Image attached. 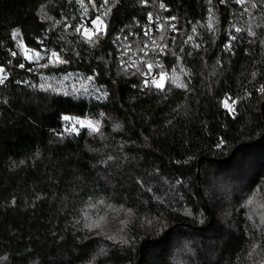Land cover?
<instances>
[{
    "label": "trees",
    "instance_id": "1",
    "mask_svg": "<svg viewBox=\"0 0 264 264\" xmlns=\"http://www.w3.org/2000/svg\"><path fill=\"white\" fill-rule=\"evenodd\" d=\"M0 69V264H264V0H0Z\"/></svg>",
    "mask_w": 264,
    "mask_h": 264
},
{
    "label": "built area",
    "instance_id": "2",
    "mask_svg": "<svg viewBox=\"0 0 264 264\" xmlns=\"http://www.w3.org/2000/svg\"><path fill=\"white\" fill-rule=\"evenodd\" d=\"M155 27H156L157 30H159V25L158 24H156ZM88 30H89V32L92 31L91 28H89ZM152 30H153V28L150 27L149 31L151 32ZM150 65H151V69H149V67H148L146 72L142 76V79H143L142 87L143 88L145 86L149 85V84H151L153 86H156L155 83H153V81L160 82L162 75L164 77H166L164 73L157 71V68L159 67L158 63L153 61V62L150 63ZM163 83H165V78H164Z\"/></svg>",
    "mask_w": 264,
    "mask_h": 264
},
{
    "label": "snow or ice",
    "instance_id": "3",
    "mask_svg": "<svg viewBox=\"0 0 264 264\" xmlns=\"http://www.w3.org/2000/svg\"><path fill=\"white\" fill-rule=\"evenodd\" d=\"M81 2H82V0H81ZM105 2H107V0H105ZM240 2L243 3V0H240ZM93 23H102V21H99V18H97V21H93ZM77 31H79V29H77ZM84 34H85L89 39L92 38V33L89 32L88 30H85V33H84ZM38 55H39V54H37V56H38ZM52 56H53V58L56 59L57 62H62V61L59 60V57L57 56L56 53H52ZM21 67H23V65H21ZM148 67H149V69H151V65H149ZM0 72H3V69H0ZM164 78H165V77L162 75V76H161V80H160V82L153 81V83H155L156 87H158V88H163V87H164V83H163ZM2 82H3V79L0 78V83H2ZM224 106H225V107H228V108H231V106L227 103V101H225V105H224ZM64 119H65V120H69V119H71V118H70V117H64ZM77 123H80L82 126H84V123H85V122H83V121H77ZM87 126H88V127H92V128L95 129V126H94L91 122H88V123H87ZM71 130H72V131H76L75 128H72Z\"/></svg>",
    "mask_w": 264,
    "mask_h": 264
},
{
    "label": "rangeland",
    "instance_id": "4",
    "mask_svg": "<svg viewBox=\"0 0 264 264\" xmlns=\"http://www.w3.org/2000/svg\"><path fill=\"white\" fill-rule=\"evenodd\" d=\"M94 21H97V19L94 20ZM93 25H94V29H95V30H98L100 27H102V23H93ZM83 122H85L84 125L87 126V123H88L89 121H83ZM77 124H78V125H81L80 123H77ZM81 126H82V125H81Z\"/></svg>",
    "mask_w": 264,
    "mask_h": 264
}]
</instances>
